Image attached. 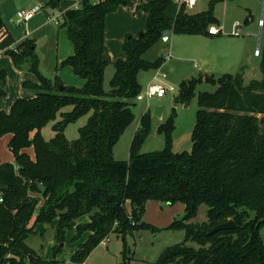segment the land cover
Wrapping results in <instances>:
<instances>
[{
  "label": "trees",
  "instance_id": "16d2710c",
  "mask_svg": "<svg viewBox=\"0 0 264 264\" xmlns=\"http://www.w3.org/2000/svg\"><path fill=\"white\" fill-rule=\"evenodd\" d=\"M62 1L48 4L58 8ZM219 1L210 0L208 9L198 13H190L185 4L179 7L175 0L139 5L148 14L147 28L125 39L126 57L114 62L110 91L104 88L105 70L112 63L106 57L105 20L127 0H79L78 8L65 12L59 26L67 29L74 54L61 66H71L85 79L83 87L43 75L32 40L9 51L17 67L30 63L40 82L24 83L34 90V97L16 100L10 113L0 110V138L12 134L8 146L15 158L14 163H0V264H61L43 258L26 243L35 233L29 221L37 209L36 223L58 220L55 252L68 231L75 229L77 239L90 233L72 257L80 264L112 233L155 228L143 221L150 200L185 205V216L171 226L184 229L186 238L167 247L156 264H264V48L258 54L260 80L245 84L242 73H225L180 84L175 104L190 102L202 81L217 85L215 92L198 95L191 150H174V107L157 129L165 138L162 150L141 152L152 130V115L146 112L129 159L114 157L115 146L136 117L132 106L143 90L139 73L159 69L165 62L148 61L145 53L166 31L214 35L209 29L219 23L214 14ZM0 34V49L14 43L5 31L1 8ZM5 93L0 89V97ZM69 105L70 111H62ZM90 112L79 137L70 141L67 126ZM51 121L55 135L46 140L42 129ZM31 147L34 157L26 151ZM202 204L208 206L207 221L191 222ZM83 216L89 221L78 223ZM229 220L236 223L234 229L210 234ZM190 241L198 246L188 245Z\"/></svg>",
  "mask_w": 264,
  "mask_h": 264
},
{
  "label": "rangeland",
  "instance_id": "374dc122",
  "mask_svg": "<svg viewBox=\"0 0 264 264\" xmlns=\"http://www.w3.org/2000/svg\"><path fill=\"white\" fill-rule=\"evenodd\" d=\"M5 2L9 4V0H1L0 6ZM209 2L210 0H201L196 9L190 11L198 12L206 10L208 9ZM37 4L42 7L46 5ZM123 5L124 4H121L120 6ZM263 7L264 0H222L216 3L214 14L219 20L216 26L222 29V32L214 36L215 42H220L217 44L218 49L215 47V50H217L216 52L218 53L231 50L233 56L229 59L227 58L226 61L220 58V60H216L213 63L211 62V72L208 71L209 76L218 78L227 72L232 74L242 73L245 84H248L252 80H260L262 78L261 58L256 51H262L264 48V26L261 27L259 24V21L264 16ZM236 23L242 27L240 29V35H236L233 32L234 24ZM197 40H204L208 43H212L210 38L199 35H178L171 33L168 42L162 39L145 53L144 58L151 62L160 58L166 59L167 53H170L171 58L170 60H166L159 69L141 72L143 75L141 84L144 88L149 83H160L168 89L167 94L160 101L162 105L166 106V113L164 116L154 115L152 131L141 149L142 153L162 150L164 148L165 138L156 128L167 121L174 107L177 112L176 130L174 132L176 143L174 150L176 152H183L189 151L192 148L191 135L196 123V114L199 109L198 95L201 92H215L217 89V85L202 81L197 85L195 97L190 102L175 104L174 99L178 95L179 86L183 81L200 77L206 79L205 77H207L203 71L204 69H202L200 56L194 51L198 48ZM40 47L42 46L39 45V48ZM48 49L49 47L43 50L37 49L40 58H43L42 54L45 51L48 52ZM199 66H201V70H199ZM40 70L49 78L54 76L49 75L46 72V68L42 65ZM163 73L166 75L164 78L162 77ZM114 74L115 65L112 61L105 70L104 88L106 91L111 90V80ZM0 81L2 83L7 82L6 74H3V72H0ZM9 81L11 84L9 94L6 92L0 97V107L5 106L6 99H9L8 102H11L8 110H5L7 113L11 112L16 100L20 98L29 99L34 96V92L31 89L22 88V85H18L15 89L14 85H12V81ZM2 89L7 91L4 84ZM2 99L4 100L2 101ZM153 103L155 104V102ZM147 104V100L139 102L135 99V104L132 106V109L136 118L117 143L115 147V158L117 157V159L120 160L128 159L135 131L140 123L142 115L148 111ZM71 109L72 106L69 105L64 107L62 111H70ZM151 109L152 112H154L153 104H151ZM91 113L92 112L80 117L77 121L67 126L65 133L70 141L79 137V130L86 125ZM160 117H163V119L159 120ZM60 119L61 116L59 115L58 120ZM54 123L55 121H51L42 129V136L46 140H51L55 135L52 128ZM34 134L35 133L32 132L31 136H34ZM9 140L10 137L8 135L0 138V163L15 162V158L8 146ZM27 152L31 156H35L32 147L29 148ZM37 212L38 209L33 213L29 221V226L34 227L35 233L28 237L26 243L45 259H57L61 261V264L71 263L72 257L78 250L79 245L87 240V235L84 233L77 239L75 238L77 234L76 230L73 229L68 231L66 240L63 242L62 246H60V250L55 252L54 249L58 246L54 225L55 220L53 223L45 225L36 223ZM207 212L208 206L202 204L198 209L197 215L190 221L194 223H203L207 221ZM184 216L185 205L183 203L168 205L160 201L150 200L146 204L143 221L155 228H142L136 230L133 234L127 235L112 233L109 237L110 242L108 245L104 246L100 243V245L85 259V262L86 264H156L159 256L167 247L184 242L186 238L185 230L171 226L175 220H180ZM42 228H44V230H42ZM37 230L39 231L37 232ZM188 245L194 247L198 246L196 242L191 241L188 242ZM72 264L75 263L72 262Z\"/></svg>",
  "mask_w": 264,
  "mask_h": 264
},
{
  "label": "crops",
  "instance_id": "0c3cea01",
  "mask_svg": "<svg viewBox=\"0 0 264 264\" xmlns=\"http://www.w3.org/2000/svg\"><path fill=\"white\" fill-rule=\"evenodd\" d=\"M92 1L96 3L100 0H92ZM150 1H154V0H127V2L124 3L123 6L119 5L117 10L107 14L106 20H105V23H106L105 43H106L108 55L111 61L115 62L120 59H125L126 57V54L124 51L125 39L127 37H130V35L134 37H138L141 32L146 30L147 22H148V14L144 10L142 11V9L139 8V5L150 2ZM200 1L194 7H191L188 9L190 13L202 12V11H198V12L190 11L192 9L193 10L196 9ZM49 2L50 0H9L10 7H9V4L6 2L0 6L1 7V18L4 23L5 31L8 32L15 40L14 43L10 45L8 48L0 49V72L1 73L3 72V74H6V79H7L6 83H2L0 81V89H2V86L4 84L7 90L5 92H7V94H9L10 87H11L9 80L12 81V85H14L15 89L18 87V85L19 86L22 85L23 86L22 88H25L24 83L27 81L34 82V83L40 82L38 76L29 69L30 63H27L24 66L19 68L15 65L13 57L9 53L10 50L16 49L21 43H23L27 39L32 40L35 43L36 51L37 49L43 50L49 47L48 52L45 51L42 54L43 58L42 57L40 58V55H39L40 69H41V65L44 66L46 68V72L49 75L59 76L67 85L75 86L79 88L85 85V82H86L85 79L76 75L71 66H61L64 60H66L68 57L74 54V46L68 37L67 29L64 27H60L59 24H56L50 18V16L57 10L66 12L69 9L78 8L80 5L79 0H63L60 3L58 8H53L52 6L48 4ZM37 3H40L42 5L46 4V5L42 7L41 11L38 12L32 19L26 22H23V23H18L17 18H16V13L18 9L21 7L31 8ZM263 12H264V7H263ZM262 18L264 19V16ZM241 28L242 27L240 26V29ZM199 36L207 37L212 40V43H208L207 41H204V40H197L196 42L198 43V48L197 50H194L200 56L199 58L202 63V69H204L203 71L205 75L209 76L208 71L211 72V67H210L211 62L213 63L216 60H220V58L226 61L227 58L229 59L233 56V53L231 50L226 51V52H221L222 54L216 52L217 50H215V47L218 49L217 44L220 43V42H215L214 36H217V35H207V36L199 35ZM39 45H41L42 47L39 48ZM256 53L258 52L256 51ZM166 60H170V59L166 58L165 62ZM200 67L201 66H199V70H201ZM28 72L30 73L31 77ZM141 72L138 75V80L140 84L143 79V75ZM162 77L163 78L166 77L165 73H163ZM150 84H153V83H149L145 88L142 84L141 86L143 89H146ZM32 91L34 92V90ZM34 96H35V93H34ZM163 98L164 97L144 99V100L139 101V102H144L145 100H147L148 102L147 112H150L152 115V124L154 120V115L164 116V114L166 113V106L160 103L161 99ZM25 99H28V98H25ZM3 100L4 99H2V101ZM8 101L9 99H6L5 106H1L0 110H3V111L8 110V107L11 103ZM153 102H155V104ZM151 104H153L154 112H152ZM160 106H163L164 108L160 112L159 115H156L155 112L156 110H158V107ZM162 119L163 117L159 118V120H162ZM139 126H140V123L137 129L139 128ZM159 126H157L156 130L158 129ZM7 135L11 139L12 134H7ZM175 143H176V137L174 133V146H175ZM26 151H28V149H26ZM114 155H115V148H114ZM88 221H89V217L83 216L79 218L78 223H86ZM57 222L58 220L56 219L54 221L55 229H56ZM42 225H45V224H42ZM42 230H44V228H42ZM38 231L39 230H37V232ZM85 234L88 237L90 233L86 232ZM69 264H72V261Z\"/></svg>",
  "mask_w": 264,
  "mask_h": 264
},
{
  "label": "built area",
  "instance_id": "2783aa9c",
  "mask_svg": "<svg viewBox=\"0 0 264 264\" xmlns=\"http://www.w3.org/2000/svg\"><path fill=\"white\" fill-rule=\"evenodd\" d=\"M176 3L178 4V6L180 7L182 4H185L188 8L194 7L195 5H197V3L200 0H175ZM42 9L41 5H34L31 8H27V7H21L18 9L17 13H16V18H17V22L18 23H23L26 22L30 19H32L38 12H40ZM64 14L65 12L63 11H59L57 10L56 12H54L50 18L51 20H53L56 24H60L64 21ZM259 24L262 26H264V19H261L259 21ZM209 32L211 34L217 35L219 33L222 32V29L217 28L216 26H213L209 29ZM234 34L236 35H240V26L236 23L234 24ZM170 34L171 31H166L163 35V40L164 41H169L170 39ZM0 39H1V34H0ZM258 54H259V50H257ZM167 59L171 58L170 53H167L166 55ZM167 87H165L164 85L160 84V83H153L150 84L145 90H143L136 98V100L140 101V100H144V99H152V98H162L165 97V95L167 94ZM0 200L2 201V199L0 198ZM110 242L109 237L104 238L101 242L102 245L107 246L108 243ZM81 264H85V261L82 262Z\"/></svg>",
  "mask_w": 264,
  "mask_h": 264
},
{
  "label": "water",
  "instance_id": "95a60500",
  "mask_svg": "<svg viewBox=\"0 0 264 264\" xmlns=\"http://www.w3.org/2000/svg\"><path fill=\"white\" fill-rule=\"evenodd\" d=\"M106 57L109 59V55L106 54ZM60 90H63V87L61 86L60 87ZM163 106H160L158 107V110H156L155 114L156 115H159L160 112L163 110ZM236 227V223L233 221V220H229L227 222H224V223H220L218 225H216L211 231H210V234H214L218 231H221V230H231V229H234Z\"/></svg>",
  "mask_w": 264,
  "mask_h": 264
}]
</instances>
